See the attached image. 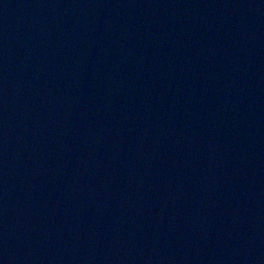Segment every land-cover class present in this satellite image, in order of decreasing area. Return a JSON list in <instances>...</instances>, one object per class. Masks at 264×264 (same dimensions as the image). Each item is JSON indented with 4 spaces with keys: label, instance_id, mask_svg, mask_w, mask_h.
Returning a JSON list of instances; mask_svg holds the SVG:
<instances>
[{
    "label": "water",
    "instance_id": "1",
    "mask_svg": "<svg viewBox=\"0 0 264 264\" xmlns=\"http://www.w3.org/2000/svg\"><path fill=\"white\" fill-rule=\"evenodd\" d=\"M0 264H264V0H0Z\"/></svg>",
    "mask_w": 264,
    "mask_h": 264
}]
</instances>
